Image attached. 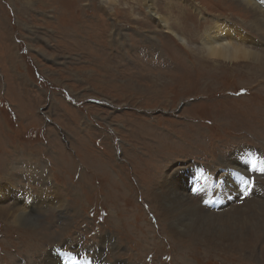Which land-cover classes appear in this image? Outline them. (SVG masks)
<instances>
[{
  "label": "rangeland",
  "instance_id": "1",
  "mask_svg": "<svg viewBox=\"0 0 264 264\" xmlns=\"http://www.w3.org/2000/svg\"><path fill=\"white\" fill-rule=\"evenodd\" d=\"M232 1L0 0V186L10 185L17 197L46 191L49 199L39 210L21 209L12 197L0 203L1 213L18 208L30 217L14 224L0 214V264H58L54 246L82 241L91 248L101 238L110 239L102 244L110 262L264 264L259 244L243 254L187 231L174 237L151 197L155 176L125 159L150 133L155 143L163 138V150L148 153L164 160L147 168L185 167L186 179L192 163L213 174L221 157L246 146L264 153V42L257 37L263 31ZM218 21L251 37L231 41L257 52L258 60L205 61L201 39ZM217 31L228 35L227 28ZM89 128H105L107 140L92 141ZM248 166L239 172L246 178ZM118 173L129 189L91 191L118 186ZM138 177L147 183L142 195ZM254 205L250 197L241 207Z\"/></svg>",
  "mask_w": 264,
  "mask_h": 264
},
{
  "label": "bare ground",
  "instance_id": "2",
  "mask_svg": "<svg viewBox=\"0 0 264 264\" xmlns=\"http://www.w3.org/2000/svg\"><path fill=\"white\" fill-rule=\"evenodd\" d=\"M233 1L238 6L244 7L245 11H248L250 13V17H251L250 21L254 19L256 23L258 24V26L262 27L263 32L260 34L258 33L257 37L259 40H263L264 42V7H263L264 0H233ZM147 11L151 15L156 16V13L153 12L154 10L152 6H149ZM157 19L163 24L164 29L166 31L170 30L166 19L160 16H157ZM214 28L216 30H214ZM224 28H227V33H228V35L225 34L226 35L225 37L214 34L218 32L217 29H224ZM237 29L238 28L235 27L234 24L230 22L218 21L215 23V26L213 28L209 29V32H204V35L201 39V44H200L201 49L200 50L203 52L204 56L206 57L205 61H207L209 64L210 63L233 64L235 62H240V61H245V62L254 61V60L257 61L259 58V54L257 52L253 51L252 49L245 48V46L242 43L231 41V40H234L235 38H238V35H240V38L238 39H240L241 41L242 40L243 41L253 40L251 37H248L246 34H244V32H241L239 29L237 31ZM247 29L250 30V26H247ZM227 36L229 38H227ZM212 68L213 66L211 65V69ZM105 116H107V114ZM98 125L102 126L100 123H98ZM258 133H261V131H259ZM140 135H142V132H140ZM150 135L149 134L144 135V136L142 135L139 138L140 139L139 143H143V148L142 149L139 148V151H137V148H135V153L132 154V157H125V159L128 162L133 163V164H135L136 161H138L139 163L145 166V170L148 175L155 176L152 182H148V183H152L155 185V187L152 188L153 190L150 189L152 190L151 197L156 200L155 205L158 209L156 211H159L158 213H159L160 219H162L167 224V226L169 227L168 229H170V231L174 234V237H177V239L181 238L182 234L187 231V233H192V234H196L197 236H199L201 240L200 242L202 243L205 242L213 246H223V247H228V248L234 247V248H237V250H239L241 253L247 252L246 249L248 248V246H254L257 244L261 245L264 248V183L259 185V187L263 191V194L261 196L252 197V200L254 199L255 205L253 207L246 208V211H244L242 207H245L247 198H244L243 200H241L242 195L237 192L236 188L233 185V181H232V184L230 182V180L232 179V176H235L236 172H240V170L246 169L245 168L246 163L243 162V160L246 158V155L244 152L240 151L239 154H230L228 156H224L219 159L218 169L215 170L213 174L217 173L219 174V176H222L225 174L226 176L225 185L222 186L224 195L228 193V195L233 194L234 196H233L232 201H225L224 195H223L222 200L225 201L223 204H225V206L228 208L225 209L223 207H220L216 211L208 208L209 210L215 212L213 213L207 210H203L207 208L201 205L200 197L197 196L199 193L202 194V197L203 196L206 197L208 196V194L213 195L212 187H207L206 189L199 191V193H192V192L190 193V189L187 187V184L185 183L187 182V179L184 178L185 173L182 174V170L184 171L185 167L176 168V169L169 170V171H165V167H163L164 169H161V171L159 172H156V170H154V167L151 170L147 168V166L150 164L155 165L157 162L164 160V159L162 160V157H160L159 155L155 153H148L149 150L151 151H156V150L162 151L163 150L162 145L159 143L161 137L155 143L154 139ZM126 136L128 137V134H126ZM88 137H90L92 141L94 140V138H97V139L103 138L104 140H107L108 134L106 133L105 128H102L99 131L89 128ZM132 137H134V135ZM132 137H128V138H131L132 140H134ZM163 145L164 147H168L166 143H163ZM170 160L171 159L169 158L165 161H170ZM26 168L28 170V167ZM111 169L112 167L110 166V168H108L107 171L109 172ZM162 171H164V175ZM120 174L122 173H118L119 180H121V183H119L118 186L111 185V184H103L100 181L102 183L100 186L103 185V188L102 189L93 188V190L91 188V191L95 192V194L100 192L106 195L108 192H111V191L114 192V190L116 191L120 189L124 190V187H127L129 189V185L124 184V177H122V175ZM160 175H163V177L159 181ZM137 179L138 180H136V182L139 183V189L142 195L143 191L147 188L146 187L147 183L144 184V186H142V184L140 183V182H143L141 177H138ZM113 180H114V176L112 177V182ZM173 180L179 181V186L181 187L180 189H177L175 187V186H178V183H174ZM254 193L255 192H253V194ZM11 194H13V196H11ZM16 194L17 193L14 192V190L10 187V185L8 184L1 185L0 186V197L2 198L0 199V203L12 197L14 199L12 200L16 203V206L20 207L21 209H24V208L26 209V207H29V208L35 207L39 210V209L44 208L45 205L49 202V199L47 196L48 193L46 191L42 192L38 196H33L29 194V196L32 199L28 203H24L23 200H21L19 197L16 196ZM118 196L120 197L119 193H118ZM127 200L129 201V199ZM128 201H126V203ZM120 204H122L120 209L124 213L123 211L124 200H120ZM125 211H126V208H125ZM125 213L127 214V212ZM0 214H2V216L6 218V220L12 219L14 221L13 222L14 224L15 222L20 224L24 221L30 220L29 219L30 217L25 212H23L22 210L18 208L3 210L2 213L0 212ZM158 222H159V219H158ZM128 223H130V221H128ZM199 223H201V226L205 228L198 230V231H202L198 233L196 226ZM99 240H100L99 244L92 245L91 249L93 250L94 253L98 254V256L100 257V256H103V250H104L102 248L103 247L102 244L106 243V241L109 242L110 239L108 240L105 238L104 240L103 238H101ZM205 246H208V245H205ZM208 248H211V247H208ZM258 255L264 259V250L258 253ZM48 262H49L48 264H56V263H52L51 259H49ZM59 262H60V259H59Z\"/></svg>",
  "mask_w": 264,
  "mask_h": 264
},
{
  "label": "snow or ice",
  "instance_id": "3",
  "mask_svg": "<svg viewBox=\"0 0 264 264\" xmlns=\"http://www.w3.org/2000/svg\"><path fill=\"white\" fill-rule=\"evenodd\" d=\"M260 171H261V172H264V166H262V167L260 168ZM235 177H236L238 180H240L242 183L247 184V185L249 186V189L251 188V186H252V184H253V181H252L251 179H246V178H245L241 173H239V172H236V173H235ZM192 191H193V192H196V191H198V189L195 188V187H193V188H192ZM245 195H247V192H245Z\"/></svg>",
  "mask_w": 264,
  "mask_h": 264
}]
</instances>
